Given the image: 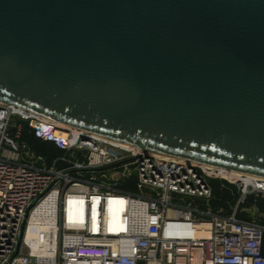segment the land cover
<instances>
[{
  "label": "water",
  "instance_id": "water-1",
  "mask_svg": "<svg viewBox=\"0 0 264 264\" xmlns=\"http://www.w3.org/2000/svg\"><path fill=\"white\" fill-rule=\"evenodd\" d=\"M0 102L264 176V0H0Z\"/></svg>",
  "mask_w": 264,
  "mask_h": 264
},
{
  "label": "built area",
  "instance_id": "built-area-1",
  "mask_svg": "<svg viewBox=\"0 0 264 264\" xmlns=\"http://www.w3.org/2000/svg\"><path fill=\"white\" fill-rule=\"evenodd\" d=\"M24 129L61 154L37 153ZM213 183L236 193L227 207L211 204ZM249 195L264 188L232 170L0 102V264H264V224L241 216ZM40 213L50 224L35 248L26 233Z\"/></svg>",
  "mask_w": 264,
  "mask_h": 264
},
{
  "label": "bare ground",
  "instance_id": "bare-ground-1",
  "mask_svg": "<svg viewBox=\"0 0 264 264\" xmlns=\"http://www.w3.org/2000/svg\"><path fill=\"white\" fill-rule=\"evenodd\" d=\"M59 126H67L62 122H58L55 120H52ZM58 133V132H57ZM233 174L239 179H241L246 185L253 184L258 187L264 188V185L261 183L264 182V176L250 174L247 172H242L238 170H232ZM122 200H112L111 201V207L114 210H117L118 206H121L120 203ZM50 221L44 217L41 216V213L38 215H34L31 217L30 224L27 229L26 233V239L27 241L35 248L38 247V245H41V242H47V237L45 235V231L49 228Z\"/></svg>",
  "mask_w": 264,
  "mask_h": 264
},
{
  "label": "trees",
  "instance_id": "trees-1",
  "mask_svg": "<svg viewBox=\"0 0 264 264\" xmlns=\"http://www.w3.org/2000/svg\"><path fill=\"white\" fill-rule=\"evenodd\" d=\"M22 139L37 153L47 154L49 156H55L61 154V150L56 148L53 143L49 141H43L41 139L35 138L31 135L26 129L22 133ZM214 184V183H213ZM214 198L211 200L213 206H228L232 203L236 197V193L231 194L228 189L220 190L217 184H214L213 187ZM262 200V199H261ZM264 207V205H262ZM242 217L249 218L246 214L242 213ZM258 221L264 224V219H258Z\"/></svg>",
  "mask_w": 264,
  "mask_h": 264
},
{
  "label": "rangeland",
  "instance_id": "rangeland-1",
  "mask_svg": "<svg viewBox=\"0 0 264 264\" xmlns=\"http://www.w3.org/2000/svg\"><path fill=\"white\" fill-rule=\"evenodd\" d=\"M264 185V182L261 183ZM262 199V200H261ZM264 198L261 195L247 196L241 204L242 212L248 217L264 219Z\"/></svg>",
  "mask_w": 264,
  "mask_h": 264
}]
</instances>
